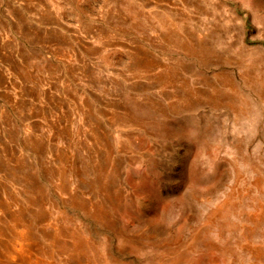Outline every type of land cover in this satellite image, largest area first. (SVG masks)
<instances>
[{"label":"rangeland","instance_id":"1","mask_svg":"<svg viewBox=\"0 0 264 264\" xmlns=\"http://www.w3.org/2000/svg\"><path fill=\"white\" fill-rule=\"evenodd\" d=\"M0 264H264V0H0Z\"/></svg>","mask_w":264,"mask_h":264}]
</instances>
